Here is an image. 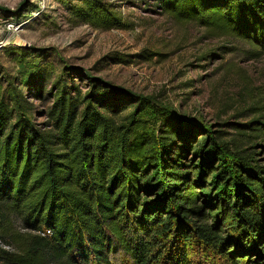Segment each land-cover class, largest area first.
<instances>
[{"label": "trees", "instance_id": "16d2710c", "mask_svg": "<svg viewBox=\"0 0 264 264\" xmlns=\"http://www.w3.org/2000/svg\"><path fill=\"white\" fill-rule=\"evenodd\" d=\"M152 1L264 55V0ZM69 11L126 28L102 0ZM24 61L21 85L34 75ZM87 79L84 93L54 80L40 125L13 82L1 92L0 210L23 232L3 227L13 250L0 248V264H264V105L228 133Z\"/></svg>", "mask_w": 264, "mask_h": 264}, {"label": "rangeland", "instance_id": "374dc122", "mask_svg": "<svg viewBox=\"0 0 264 264\" xmlns=\"http://www.w3.org/2000/svg\"><path fill=\"white\" fill-rule=\"evenodd\" d=\"M102 1L125 29H96L78 21L69 4L79 0H0V96L13 82L40 125L54 80L61 76L84 93L91 77L97 84L156 96L182 117L228 133L264 105V55L251 59L248 45L177 22L152 0ZM22 59L34 67L26 85L20 84ZM3 227L23 232L21 222L0 210V248L13 250Z\"/></svg>", "mask_w": 264, "mask_h": 264}, {"label": "clouds", "instance_id": "9594fccd", "mask_svg": "<svg viewBox=\"0 0 264 264\" xmlns=\"http://www.w3.org/2000/svg\"><path fill=\"white\" fill-rule=\"evenodd\" d=\"M14 30V29H13ZM4 32V29L3 28H0V33H3Z\"/></svg>", "mask_w": 264, "mask_h": 264}]
</instances>
